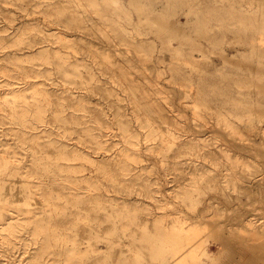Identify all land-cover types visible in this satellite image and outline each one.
I'll list each match as a JSON object with an SVG mask.
<instances>
[{"label": "rangeland", "instance_id": "obj_1", "mask_svg": "<svg viewBox=\"0 0 264 264\" xmlns=\"http://www.w3.org/2000/svg\"><path fill=\"white\" fill-rule=\"evenodd\" d=\"M260 79L264 0H0V158L10 161L0 160V213L16 228L8 240L0 236V264L42 258L35 243L45 235L26 220L52 204L61 255L40 264H73L72 249L82 264H165L155 235L161 216L166 224L194 219L200 264H264L223 245L249 241L246 217L264 224ZM20 87L28 104L35 90L47 93L43 122L34 107L22 122L3 105ZM192 138L209 143V158L201 148L181 150ZM42 178L49 206L37 188Z\"/></svg>", "mask_w": 264, "mask_h": 264}, {"label": "bare ground", "instance_id": "obj_2", "mask_svg": "<svg viewBox=\"0 0 264 264\" xmlns=\"http://www.w3.org/2000/svg\"><path fill=\"white\" fill-rule=\"evenodd\" d=\"M244 32H247V31H244ZM254 40H255L254 37L250 39L252 48L255 47V45H253ZM43 42L45 43V40H43ZM44 50H45V44H43L42 47L39 48V53L44 52ZM27 73L28 71L25 70L24 74H27ZM238 83L240 82H237V84ZM35 85L36 84H29V85L26 84L25 86L27 88H32ZM256 85H257L256 89H258V93L263 94L264 93V80L262 79L258 80V82H256ZM25 90L27 89H23L22 87L11 88L9 94L11 95L12 98L11 99L5 98L3 105L6 106L7 109L10 108V110L12 111V114L21 113L22 115L21 117L18 118V120L22 122L27 120L28 113L30 112L31 107H34V109L38 110L36 119L40 122L41 121L43 122L44 117H43L42 109L44 106L42 104V101H43L42 97L46 101L47 105L50 104V101L47 98L48 97L47 93L42 89L35 90L34 94H35L36 103L28 104L25 101V98L21 96L22 92ZM235 106L238 107L239 104H235ZM219 121L221 123V127L223 125V127H226L229 131H231L234 135H236L237 131L234 130L235 128L234 125L231 123V121L226 116H219ZM257 121H259V117H255L253 114H251L250 116V122H252L251 128H257L256 126ZM34 130H36V128H34ZM196 141H198L197 138H192L189 141L184 142L182 146H180L181 150L183 148L188 147L191 151H193L194 153H197L199 149L201 148L200 151L203 153H206V155L203 158L204 159L209 158L210 153H212V151L208 148L209 143H207L206 141H203L202 143L200 142L197 143ZM95 142L98 144L99 147H101L103 144L102 141H99V140H96ZM181 150L179 151L180 153H182ZM221 150L227 153L230 151L227 149H221ZM73 153L75 154V152ZM79 155L80 154L78 153L75 155L76 160L80 159ZM73 156L74 155H70L69 152H67L66 150L60 155L62 159L65 158V160H67L68 162L71 161L70 158ZM104 159H105L106 164L113 166L114 169L117 166L121 165V161H118L116 159H110L106 157ZM0 160L6 164L10 163V161L6 158H0ZM231 164L233 165L232 169L236 168L237 164L235 165V162H232ZM57 165L58 164H55V166ZM58 167L61 170H64L62 166L58 165ZM65 168L67 171L78 173L76 171V168L72 164H68ZM32 169H34L33 166H32ZM230 171H233V170H230ZM76 179L77 181L86 180L84 176H80V178H76ZM53 182L54 184H58V185L62 184V182H58L55 179L53 180ZM66 183H71V181L67 180ZM37 188L43 195L46 206H49V203H51V200L53 199V194L48 188V183H46L42 178L41 181L38 183ZM251 190L255 194L254 196L257 197L259 193H256L255 191H259L260 186L257 184H253ZM214 202L210 201L208 203V206L205 208V210H202V212L198 213L195 219L197 220L198 218L206 217L205 213H207V211L209 210L210 205L211 207L215 205ZM97 205L101 206V204L99 203H97ZM53 206L54 204H52V208L48 207L47 209L41 210L42 211L41 216H39V214L37 213H32L31 211H29V216L26 220L27 225L29 224V226H32L33 233L45 235L43 240L37 239V243H35L39 245L38 250L39 252H41L40 256L42 258H37V259L34 258L31 264H40L41 260L45 258L46 254H52L53 256H56V257H59L61 255V247H62V245L60 244L61 243L60 240L62 239V236H61L62 234L60 231L61 214L57 210H55L54 212ZM44 212H46L45 213L46 221H43L42 219V214ZM176 216H178V214H176ZM164 217L165 216H161L160 221L163 224H161L159 228L157 229V231L155 232V235L158 237V241H163L161 243V247L159 246V249H160L159 255L163 254V258L165 257V259L163 260L164 263L165 264H181L180 260H183V262L187 264H200L199 263L200 258L197 254L200 251L199 248H201V245L199 244L198 236H194L196 235V233H198V228L192 227L196 223L194 219L188 218L185 216H178V217H175L168 224H166ZM12 219L13 217L0 213V236H2L4 240H8L15 233L16 228L14 227V224L11 222ZM245 221H247V223L250 226H252V237L249 239V241L241 239L239 242L236 243L235 247H233V245H231L230 243V239H224L223 245H225L226 247L230 249L237 250L241 259L244 258V259H247L248 261L249 259H253L254 261L264 263V224H256L248 217H246ZM190 225L192 226L190 227ZM228 234L231 235L230 233ZM4 235H7V237H5ZM1 240H0V245H2ZM250 241H256L257 243H254V242L249 243ZM164 249L166 251H164ZM72 250H74L72 254L67 253V255L68 257H71L69 256V254L73 255L74 257L73 264H82L83 262L78 260L79 254H77L75 249H72ZM79 252H81V250ZM202 255L206 256L209 259L211 258L210 254L206 251H204ZM55 260L53 264H60V261L58 260L55 261ZM205 263L207 264V262Z\"/></svg>", "mask_w": 264, "mask_h": 264}]
</instances>
